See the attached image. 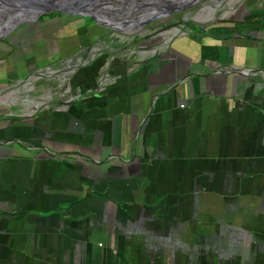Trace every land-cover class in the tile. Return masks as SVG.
<instances>
[{"label": "crops", "instance_id": "0c3cea01", "mask_svg": "<svg viewBox=\"0 0 264 264\" xmlns=\"http://www.w3.org/2000/svg\"><path fill=\"white\" fill-rule=\"evenodd\" d=\"M216 10L53 109L66 48L0 40V91L60 63L32 114L0 98V264H264V0Z\"/></svg>", "mask_w": 264, "mask_h": 264}, {"label": "rangeland", "instance_id": "374dc122", "mask_svg": "<svg viewBox=\"0 0 264 264\" xmlns=\"http://www.w3.org/2000/svg\"><path fill=\"white\" fill-rule=\"evenodd\" d=\"M259 1L260 0H209L202 4L174 12L166 17L153 19L138 28H124L119 31L100 27L95 23H92L89 19L83 21L85 22L84 25L81 22L80 17L48 13L39 16L33 22L22 23L17 26L8 37V40L11 43H19L20 49L22 48V51L27 53L29 51H38L36 44L37 42H41V37L43 36L44 40H50L53 47L56 46L53 48L54 52H56L55 59L61 57V54H59L58 51H65L63 49L66 48V53L68 55L67 58H70L71 63L73 64L72 67L74 66L73 68L71 67L70 70L75 72L77 69H80L79 67L87 65L91 59L95 60L96 58L100 59L102 57L104 60L111 57L127 58L128 55L150 52L154 49L157 50L160 46V42L167 40V37L175 35V30H181L183 27L189 25L193 26L195 20L201 21L202 19L208 20L211 18L210 13H200V10L206 8L217 9L215 13H213V18L219 20L220 17L228 15L227 13L225 15V12H229L228 9L231 7H237L240 4L256 5ZM110 7L113 6L110 5ZM137 13L138 11L132 14L123 15L119 17L117 21L133 23L130 22V20ZM74 23H78V27L72 28ZM86 50H90L91 52L88 54L86 53ZM77 58H80L81 62L79 61L76 63ZM59 64V62H54V60L49 64L40 63L32 74L28 76L26 75L20 80L15 79L16 81L7 82L6 84L8 87L5 90L0 91V98L13 104L15 102L21 103L22 106V108L13 107L8 110V113L12 115L32 114L30 106L28 107V103L31 100L41 102L46 101L47 94L42 88L47 84V79H36L29 84H26L25 81L29 76L35 73L37 76L41 69L45 75L48 73L47 70L49 72L59 70ZM71 74L67 76L66 83L62 85L65 93L63 96L56 95V97L52 99L53 101H50L53 106L51 108L49 107L50 109L55 108L58 102H67L70 98H73L75 91L69 83ZM32 85L36 91L33 90L31 93L29 89ZM12 91H14V93H12ZM47 111H49V109Z\"/></svg>", "mask_w": 264, "mask_h": 264}, {"label": "water", "instance_id": "95a60500", "mask_svg": "<svg viewBox=\"0 0 264 264\" xmlns=\"http://www.w3.org/2000/svg\"><path fill=\"white\" fill-rule=\"evenodd\" d=\"M206 1L209 0H0V24L3 23L5 27V34L0 35V40L7 37L20 24L33 22L39 16L48 13L80 17L81 22L83 19H89L100 27L119 31L124 28H138L153 19L166 17V14L169 15ZM140 4H148L149 12L133 16L130 20L133 23L103 21L98 15L99 12H96L98 9L103 10L106 6L112 5L117 8H109V10L114 11L118 19L123 15L134 13ZM20 8H27L26 10H33V12L20 17L25 13V10L19 12ZM261 73L264 74V71L262 70Z\"/></svg>", "mask_w": 264, "mask_h": 264}, {"label": "bare ground", "instance_id": "6f19581e", "mask_svg": "<svg viewBox=\"0 0 264 264\" xmlns=\"http://www.w3.org/2000/svg\"><path fill=\"white\" fill-rule=\"evenodd\" d=\"M147 5L148 4H143V5H139V7H141V8H138L136 11H134V12H137L138 11V16L141 14H143V13H145V12H149V9H148V7H147ZM149 6V5H148ZM109 8L111 9V8H117V7H115V6H113V7H110V5H109V7L107 6V7H105V9H103V10H96V12H99V17H101V19H103V21H108V22H110V21H117V19H116V15H115V13H114V11H110L109 10ZM27 8H20L19 10V12H23L24 10V12L25 13H23L22 14V16H20V17H23V16H26L27 14H30L31 12H33V10H26ZM155 9V8H154ZM167 16H168V14H166ZM165 15V16H166ZM135 16V15H134ZM130 19V18H129ZM5 32V27H4V25H3V23H1L0 24V35H3V34H5L4 33ZM158 50V49H157ZM87 52H89L88 50H86ZM155 52V50H153V51H151L150 52V54H152L153 55V53Z\"/></svg>", "mask_w": 264, "mask_h": 264}, {"label": "flooded vegetation", "instance_id": "af4514ba", "mask_svg": "<svg viewBox=\"0 0 264 264\" xmlns=\"http://www.w3.org/2000/svg\"><path fill=\"white\" fill-rule=\"evenodd\" d=\"M138 8H141V7L138 6ZM166 16H167V15H166ZM84 20H85V19H83V21H84ZM86 20H88V19H86ZM82 23L85 25V22H82ZM194 23H195V21H194ZM194 23H193V25L195 26ZM73 27H78V23H77V24L74 23V24L72 25V28H73ZM68 30H69V29H68ZM65 33H66V32H65ZM174 33L177 34L178 32H174ZM58 40H60V39H58ZM164 45H165V44H163V45L161 44V45H160L161 47L159 46V48L164 47ZM50 51H52V50L50 49ZM89 52H91V51H89ZM80 70H81V69H77V70L71 75V77H70V79H69V80H70V82H69V83H70V86L73 87L72 89H74L75 93H77V91H78V90L80 91V89H81V88H79V87H80L79 85H80V75H81V71H82V70H81V71H80ZM77 84H78V85H77Z\"/></svg>", "mask_w": 264, "mask_h": 264}, {"label": "built area", "instance_id": "2783aa9c", "mask_svg": "<svg viewBox=\"0 0 264 264\" xmlns=\"http://www.w3.org/2000/svg\"><path fill=\"white\" fill-rule=\"evenodd\" d=\"M264 114V113H263Z\"/></svg>", "mask_w": 264, "mask_h": 264}]
</instances>
